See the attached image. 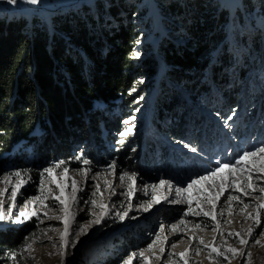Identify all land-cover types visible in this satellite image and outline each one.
<instances>
[{"label":"rangeland","instance_id":"rangeland-1","mask_svg":"<svg viewBox=\"0 0 264 264\" xmlns=\"http://www.w3.org/2000/svg\"><path fill=\"white\" fill-rule=\"evenodd\" d=\"M174 1L177 3L180 0H124L126 11L121 12V17L124 18V24H131L135 31L136 48L138 53L136 57L137 65L146 57H151V61L156 57L155 45H157L161 35L166 33H175L173 41L176 43H183L186 41L187 35L184 33L183 23L177 21V16L174 13H166L163 7ZM242 0H214L211 6L219 3L223 7L229 9L231 15L236 17L235 10L240 9ZM255 3V8L252 14H246V26H240L236 21L229 16L227 20L228 39L242 38L241 46H234L230 53L235 55V60L239 69H242V76L237 79L238 88L232 86L236 91L233 97V104H219L218 95L220 89L216 88L212 91V96H201L192 93L180 86L171 85L169 88L172 91L164 89L161 91V97L167 103L170 101L172 92L177 91L181 94H186L190 98L189 110L187 115L191 120V125L183 132V137L174 138L171 135H163L158 133L159 152L151 156L146 165L143 161L135 163L133 160L129 163V156L131 152H140L143 146L137 148H128L126 153H121L126 149L128 137L134 136L137 132L142 131L141 126L145 122V109L150 101V96L147 86L142 96L135 99L132 106L126 111V116L123 121L119 123V130H111L109 134L104 125L99 124L100 140L99 147L103 149L102 153H97L91 157L88 154L90 146H75L72 148L69 156H61L58 158L49 159L47 164L40 166H30L31 155L33 153L31 146L24 147L22 142L16 144L10 153L4 154L6 162L3 165L2 172L0 171V191L7 188V193L0 196V201L3 202V210L6 212L12 201L8 198L12 189L20 180L26 181L19 188L15 200L16 206L11 209L12 217H16L19 211L31 212L35 209L39 215V219L35 216L26 220L33 221L35 230L29 237V244L31 247L27 249V256L32 260V264H61L62 259L64 264H123L133 253L137 254L132 258L131 264H184L179 254L187 252L185 257L188 264H264V235H254L249 239L248 245H240L236 242L234 237H228V233H241L245 239H248L247 231L251 227L254 233H260L264 229V209H260V226L256 227L254 220L248 219V215H256L257 209L254 205L264 203L260 199L261 193L259 186H264V181L258 179L259 176L264 175V172H258L256 169L264 166V162L259 157L249 160L246 164H242L243 172L235 174V180L239 184L241 181L247 179V174H251L252 183L256 186V190L246 189L247 195L243 192H237L234 188L229 187L224 195H222L217 202V210L225 203V199L229 194L237 195L240 201H232L231 212H224L223 216L217 217L221 220L220 231H212L211 226L213 221L210 218L203 216L196 217L189 215L182 217V212L188 208L187 203L175 204L171 201L175 198L174 191L169 193L167 188H158L155 195L160 198L159 204H152L148 211H144L141 205L150 201L153 195L150 185L158 184L159 180L165 179L173 184V188L186 186L190 179L196 178L200 174H205L207 170L217 166V161L232 162L236 157L240 156L245 151H251L258 146L264 144V67L261 69L259 53L256 48H253V37L257 34L259 25L264 22L258 16L259 8L256 0H251ZM75 3L74 5H72ZM111 0H40L37 5H32L26 0H17L16 4H9L7 0H0V17L15 18L21 16L27 18L36 17L46 23L49 22L51 15L64 16L67 10L84 5L87 7V19L98 22L101 14L104 19L103 23L108 20L113 21L111 17L106 15L105 9L111 5ZM97 4H101L102 8H96ZM114 4V3H113ZM132 4V5H131ZM163 8V9H162ZM241 13L243 11L241 10ZM85 15V14H83ZM86 19V18H85ZM166 20L177 21L176 28L169 26ZM262 20V22H261ZM176 23V22H175ZM117 23L108 24L109 27H115ZM39 25V24H38ZM177 29V30H176ZM237 33V34H236ZM158 60V58H157ZM255 66L250 68L251 66ZM141 72L138 74L137 83H150V63L140 66ZM142 81V83H141ZM137 84V85H138ZM236 85V83H235ZM176 87V88H175ZM143 97V99H140ZM193 98V99H191ZM96 107H102V103H96ZM115 109V108H114ZM232 119L228 121L231 127H225V118L233 114ZM120 111L119 113H121ZM115 113V110H114ZM191 115V116H190ZM135 117L131 120V125L125 124L124 121L130 117ZM200 119L198 123L194 120ZM169 124V119L164 120ZM133 127V131L126 137L120 135L121 132L127 130L129 126ZM171 126L174 125L172 120ZM146 126V125H145ZM207 129V135L204 133ZM152 131L153 128L151 127ZM202 138L196 140L199 137ZM154 133H150V137H154ZM206 139L204 142L201 140ZM123 140L120 144L117 141ZM196 142V143H195ZM189 145L190 147H185ZM191 148H196L197 151H191ZM86 151V153H85ZM80 157V159H77ZM83 159H88L91 164L83 165ZM63 161L61 168L56 169V177L61 179V172L64 167L69 169L68 176L75 179L78 186L83 189L79 191L77 196L80 197V204L72 209L76 213V222L72 223L71 231L73 235L69 238L70 241L78 239L75 248L69 247L67 255L62 257L60 252L59 236L63 231V226L58 217L62 216L60 206L54 204L51 196L59 195V190L55 184H51L50 178L44 173V169L54 166ZM112 161L116 162V174H112L109 167ZM90 168L87 174V179L76 170L83 168ZM20 171L22 176L17 180L10 173ZM124 172L129 174H136V191L132 197L119 195L125 191L131 184L126 178L123 182L120 181L119 176ZM222 175L229 176V183L233 177L231 174L223 173ZM8 176L9 182L5 184L3 179ZM30 178V179H29ZM105 181L111 185L117 195H110L109 191H103L105 188ZM67 187L65 189V196L71 195V180L66 181ZM219 179L215 181L216 186H219ZM44 185L43 194L49 196L45 201L46 204L52 206L51 210L44 215L45 209L41 206L39 201L29 203L27 208L25 204L32 198L41 195L40 185ZM99 184L103 191V196L97 195V203H104L106 205H113L109 215L104 219L100 225H91L87 229L86 234L80 235L78 238L74 235L79 230V227L88 224L93 217L89 214L92 211L99 213V207L93 209L90 205L84 204V200L90 198V194L95 191V185ZM52 192L49 193L48 189ZM147 188V195L145 194ZM210 191L215 189L210 188ZM167 195L168 200H164L163 196ZM193 208L196 206V189L192 191ZM203 197H201V201ZM250 206L241 212L239 210L243 204ZM129 204L131 208H129ZM201 206L207 211L211 209L210 204L201 203ZM197 211L199 209H196ZM127 211L128 215L124 220H120L115 213ZM132 217H135L133 219ZM186 219L188 222L187 228L184 231H173L170 225L176 223L180 219ZM41 221H43L41 223ZM24 222V223H25ZM23 224V223H22ZM195 224H200V228H195ZM208 227L205 228L204 225ZM21 225L13 222L11 218L0 221V226ZM163 225L164 232L160 233L159 229ZM185 226H181L184 228ZM50 229H56L51 231ZM220 232L223 235H220ZM46 233V234H45ZM157 235L161 237L167 236L168 241L163 240L157 242L152 251H148V245L155 241ZM189 237L193 239L190 241ZM204 240V245L199 243V240ZM228 243L224 247L236 248L245 253V255H238L230 260H225L223 256H217L216 253L211 252L212 247L222 249L224 240ZM259 239L260 244H255L254 240ZM178 241L175 248L171 247L172 242ZM207 245L208 247H205ZM161 248L164 249L161 252ZM200 248L199 254L196 249ZM143 251L144 257H139V253ZM251 253L250 260L247 253ZM229 257L231 253H226ZM211 255V258H210Z\"/></svg>","mask_w":264,"mask_h":264},{"label":"trees","instance_id":"trees-1","mask_svg":"<svg viewBox=\"0 0 264 264\" xmlns=\"http://www.w3.org/2000/svg\"><path fill=\"white\" fill-rule=\"evenodd\" d=\"M123 1L111 0L114 4L109 5L105 13L113 21L106 23L101 14L98 22L87 19L84 5L68 9L64 16L51 15L48 23L36 17L29 21L22 16L18 19L0 17L1 172L6 162L3 155L20 142L32 148L30 166L69 156L75 146H90L91 157L102 153L103 149L98 146L101 142L99 124L104 125L107 134L119 130L126 111L148 85L150 101L142 131L128 137L126 149L121 152L143 146L140 152H131L129 163L141 160L146 165L151 156L159 152L155 141L158 133L183 137L185 129L190 127L191 117L187 119L190 98L177 88L167 103L161 91H172L169 86H180L207 97L218 88L221 90L217 97L219 104L224 107L233 104L238 88L236 80L243 72L230 50L241 46L246 35L243 39L227 40L225 28L232 16L228 8L219 3L211 6L214 0L170 2L163 8L183 23L186 41L180 44L173 41L174 31L161 35L155 45L158 60L146 57L137 65L133 55L137 46L135 31L131 24H124L120 15L126 11ZM240 4L232 19L243 27L246 14H252L255 3L242 0ZM256 4L258 16L263 20L264 0H256ZM96 8L99 10L102 5L97 4ZM177 21L166 20V23L176 28ZM111 22L117 24L108 28ZM252 43L259 53L262 69L264 22L259 25ZM149 63L150 83L138 84L140 66L146 67ZM250 68L254 70L255 66ZM96 103L103 106L96 107ZM162 118L169 119L170 123H164ZM172 120L173 126L170 125ZM150 133H154V137L151 138ZM201 138L199 133L196 140ZM35 229L33 221L0 226V264H32L24 246L29 244Z\"/></svg>","mask_w":264,"mask_h":264},{"label":"snow or ice","instance_id":"snow-or-ice-1","mask_svg":"<svg viewBox=\"0 0 264 264\" xmlns=\"http://www.w3.org/2000/svg\"><path fill=\"white\" fill-rule=\"evenodd\" d=\"M26 2L29 4H32V5H37L40 3V0H26ZM7 3L16 4L17 0H7ZM133 55L138 56V53L134 52ZM141 83H142V81H141ZM133 90H135V89H133ZM140 99H143V97H141ZM233 115H235L234 111H233L232 115L225 118V121H224L225 127H229V128L231 127V125L228 124V121L232 119ZM134 118H135L134 116L130 117L128 120H125L124 123L131 125V120ZM133 127H134V125L129 126L127 128V130L121 132L120 135L122 137H126L129 133H131L133 131ZM117 142L122 144L123 140H118ZM185 147H190V146L185 145ZM191 151L196 152L197 149L191 148ZM256 157H259L261 159V161L264 162V144L258 146L257 148H255L251 151L243 152L240 156L236 157V159L232 162L217 161L216 167L207 170V172L205 174H200L196 178L190 179L187 182L186 186L173 188V184L170 181L165 180V179H161V180H159L158 184H153V185L149 186L152 189L153 195L151 196L150 201L141 205V207L143 208L144 211H148L151 208L152 204H159L160 198L155 195V192L157 191L158 188L166 187L169 193H171L173 191L175 193V198L171 201L172 203H175V204L187 203L188 208L186 211L182 212V217L186 218L189 215H192V216H196V217L203 216L206 218H210L211 221H213V224L211 226L212 231L219 232L222 221L217 219L218 215L223 216L224 212H226V211L231 212V209L233 207L232 201H240V197L237 195L229 194L225 199V203L221 206V208L219 210H217V202L219 201L220 197L222 195H224L225 191L229 187L234 188L237 192H243L245 195L248 194L246 189H252L253 191L256 190V186H254V184L252 183V176L250 173L247 174V179L241 181L239 184L235 180V174L237 172H243L244 171V168L241 167L242 164H246L249 160H252L253 158H256ZM77 159H80V157H77ZM63 163H64L63 161H60L59 163L55 164L54 166L44 169V172L41 173V175L43 176L44 173H46L47 177L50 178L51 184H55L56 188L59 190V195L51 196V199L53 200L54 204L58 202V204L60 206L59 210L62 213V216L58 217V219L61 221L62 226H63V231L60 233V236H59V242H60V249H61L60 254L62 257H65L67 255L68 248L69 247L75 248L76 244L78 243V239L75 241H70L69 238L73 235V233L71 231L72 223L76 222V213L73 212L72 209L74 207L79 206L81 198L77 196V193L79 191H83V189L78 186V183L75 179H73L67 175L69 172V169L67 167H64L62 169V172L60 174L61 179L60 180L57 179V177L55 175L56 169L61 168ZM90 164H91L90 160L83 159V165L88 166ZM109 167L112 170V174L115 175L116 174V167H117L116 162L112 161L110 163ZM76 171L79 174L83 175L85 177V179H87V174L90 171V168L85 167L83 169H77ZM256 171L264 172V166H262L259 169H256ZM223 173L231 174V176L233 177L231 183L228 182L229 176L228 175H222ZM9 175L14 176L15 178H17V180H20L22 173L20 171H16L14 173H10ZM126 178L131 182V184L125 191L119 193V195H124V196L130 198L133 196L134 192L136 191V174L135 173L129 174L127 172H124L123 175L119 176V179L121 182H123ZM217 179H219V181H220L218 187L215 184V181ZM258 179L264 181V175L259 176ZM68 180H71V195L66 197L65 196V189L68 185L65 182ZM3 182L5 184H7L9 182L8 176L4 177ZM25 182L26 181H24V180H20V184H17L16 186L13 187L10 195L8 196V198L12 201V204L9 206V208L6 212L3 210V207H4L3 202L0 201V221L11 218L14 223L22 224L26 220L30 219L33 216H35L39 219V215L35 209H33L31 212L19 211L18 215L16 217H12L11 209L16 206L15 200H16L18 188ZM40 187H41V195L30 199L25 204V208H27L29 203H34L35 201H39L41 206L45 209L44 215L46 216L47 211L51 210L52 206L45 203V201L47 199H49V196H46L43 194L44 185L41 184ZM210 188H213L215 190L210 191L209 190ZM193 189H196V192L198 194L196 197L197 202H196L195 208H193V206H192L193 205V195H192ZM103 191H109L110 195H117L115 189L111 185H109L107 181H105V188L103 189ZM103 191L101 190L100 185L97 184V185H95V191L90 194V198L87 200H84V204L90 205L93 209H95L96 207H99L100 211H99V213H97L95 211H92L89 213L93 217V219L91 221H89L88 224H85V225H82L79 227V230L77 232H75V234H74L77 238L82 234H86L88 227H90L91 225L102 224L104 219L109 215L110 209H111V207H113V205H110V204L106 205L104 203L98 204L97 199L95 198L97 195H100L102 198ZM48 192L51 193L52 189L49 188ZM259 192L261 193L260 199L264 200V186H259ZM6 193H7V188H5L3 191H0V196L5 195ZM145 194L147 195V188H145ZM201 197H203L202 201H201ZM163 199L168 200V196L167 195L163 196ZM201 203L210 204L211 209L206 211L201 206ZM249 206H250L249 204L245 203V204H243L242 207L239 208V210L241 212H243ZM254 206L257 209L256 215L253 216L252 214H249L248 219L254 220L256 227H259L260 223H261L259 210L264 209V203H260L258 205H254ZM129 208H131L130 204H129ZM196 209H199V210L197 211ZM115 215L120 220H124L125 217L128 215V213H127V211H124L123 213L116 212ZM132 218L135 219V217H132ZM42 222L43 221H41V223ZM187 224H188V222L186 221V219L182 218L179 221H177L176 223L171 224L169 227L173 231H184L187 228ZM181 226H185V227L181 228ZM194 227L200 228L201 225L195 224ZM204 227L207 228L208 225L205 224ZM50 230L55 231L56 229H50ZM164 230L165 229H164L163 225H161L159 232L163 233ZM220 235H223V233L220 232ZM254 235H264V229H262L261 232L257 234V233H254L252 228L250 227L247 231L248 239H245L241 233H232V232L228 233V237H234L236 239L237 243H239L240 245H244V246L248 245L249 239H251ZM192 239H193L192 237H189L190 241ZM161 240H163L165 243H167L168 237L167 236L161 237L160 235H157L155 238V241H153L152 243H150L148 245L147 250L149 252L152 251L155 244L157 242H160ZM177 243H178V241L172 242L171 247L175 248ZM199 243L204 245V240L200 239ZM227 243H228V241H227V239H225L224 244L222 245L223 250L217 249L216 247H212L211 252L216 253L217 256H223L225 260H230L231 258H234L238 255H241V256L245 255V253L243 251L238 250L236 248L224 247L225 245H227ZM254 243L258 245V244H260V240L255 239ZM24 247H25V250H27L31 247V245L27 244ZM205 247H208V246L205 245ZM200 250H201L200 248H197L196 253L199 254ZM160 251L163 252L164 249L161 248ZM226 253H231L232 256L229 257ZM138 255H139V257H144V252L141 251ZM136 256H137V254L133 253L126 261L123 262V264H131L132 258L136 257ZM186 256H187V252H182L179 254L180 259L184 260V264H188V260L185 259ZM247 257L250 260V257H251L250 252L247 253ZM210 258H211V255H210ZM12 259L15 260L16 256L13 255ZM61 264H64L63 259H62ZM145 264H147V260H145Z\"/></svg>","mask_w":264,"mask_h":264},{"label":"water","instance_id":"water-1","mask_svg":"<svg viewBox=\"0 0 264 264\" xmlns=\"http://www.w3.org/2000/svg\"><path fill=\"white\" fill-rule=\"evenodd\" d=\"M75 3H73L72 5H74Z\"/></svg>","mask_w":264,"mask_h":264}]
</instances>
